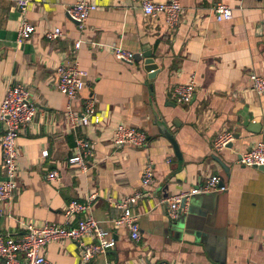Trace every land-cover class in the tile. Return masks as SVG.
Returning <instances> with one entry per match:
<instances>
[{"label": "crops", "instance_id": "obj_1", "mask_svg": "<svg viewBox=\"0 0 264 264\" xmlns=\"http://www.w3.org/2000/svg\"><path fill=\"white\" fill-rule=\"evenodd\" d=\"M77 1L30 0L23 15L17 0H0V105L9 86L22 84L38 107L18 140L19 188L14 206L0 215V232L23 233L20 220L66 225V205L96 193L92 215L116 246L85 263L76 243L53 241L46 247L51 264H264V171L238 163L240 155L264 142V94L252 91L250 80L251 74L264 75V0H180L184 13L176 29L163 15L146 17L139 0H88L98 9L80 28L66 11ZM218 3L233 9L230 20L217 21ZM24 18L36 32L20 44ZM56 28L63 37L46 40L45 32ZM78 41L83 43L76 49ZM112 45L141 57L150 51L156 76L149 78L144 57L134 64L118 61ZM75 60L88 76L74 110L80 112L93 96L107 118L99 127L70 132L68 99L55 88V71ZM193 78L192 103H174L169 91ZM119 124L145 131L148 146L115 147ZM3 130L0 121V134ZM226 131L235 141L218 152L214 141ZM77 138H88L95 148L88 173L68 164ZM2 162L0 148V182ZM149 162L156 182L146 192L142 173ZM53 170L60 172L58 181L47 179ZM215 175L225 192L195 195L177 221L168 218L167 198ZM138 191L143 194L133 210L142 240L136 243L127 228L114 227L123 211L107 198L122 200Z\"/></svg>", "mask_w": 264, "mask_h": 264}, {"label": "built area", "instance_id": "obj_2", "mask_svg": "<svg viewBox=\"0 0 264 264\" xmlns=\"http://www.w3.org/2000/svg\"><path fill=\"white\" fill-rule=\"evenodd\" d=\"M143 14L148 18L164 16L166 23L173 29L181 23L184 8L180 0H169L156 3L152 0H139ZM30 0H17V6L23 15L29 8ZM98 9L96 4L88 0H79L67 8L69 18L78 22L83 28L90 14ZM218 22L230 20L233 9L225 4L218 3L214 8ZM264 23V20H263ZM36 32L34 25L27 19L22 20L18 30V43L22 44L32 39ZM61 28L45 32L44 37L48 41H56L63 37ZM82 41L75 44L76 49L82 45ZM110 51L115 58L126 64L136 62V54L124 49L121 45H112ZM140 55H142L140 53ZM55 88L68 99L66 116L68 131L75 132L80 128L99 127L104 125L107 116L98 110L96 98L88 97L83 103L82 110H74L73 103L87 87V72L83 70L78 61L70 64H61L56 68ZM251 88L257 95L264 94V75L251 74ZM197 83L195 78L188 83L177 85L170 91L171 100L179 105H189L196 94ZM38 114V107L32 101L30 91L22 84L9 86L0 105V121L3 124V132L0 134V148L3 162L1 165L3 180L0 182V215L4 213V207L12 208L15 203L16 193L19 188V145L18 140L23 127L32 124ZM113 144L117 148H139L148 146V135L145 131L124 124L115 127ZM235 141L232 132L220 133L214 141V149L218 152L226 150ZM95 148L88 138H77L73 155L68 159V164L75 167L80 173H88L92 161L95 159ZM48 156V151L43 152V157ZM238 163L245 167L264 168V142H258L254 147L240 155ZM49 181H58L60 172L50 171L47 175ZM154 166L149 162L142 173V186L146 192H150L155 185ZM227 187L222 184L218 175L207 179L204 184L193 188L189 192H183L167 198L164 203L167 207L168 218L177 221L185 212L187 204L195 195L211 192H225ZM141 192L133 193L122 200L114 197L107 198L111 207L121 209L122 215L113 221L114 227H125L129 231L133 242L142 240V231L139 216L133 207L142 197ZM149 194V193H147ZM97 194L92 193L84 202L73 200L64 209L66 225L46 223L43 226L36 225L32 220H20L23 233L12 234L0 232V264H51L47 258L46 247L50 242L69 240L78 245L82 251L81 259L87 263L99 255L106 254L116 246L112 233L101 228L100 223L92 215L93 202ZM264 245V234H263ZM158 264H170L161 262Z\"/></svg>", "mask_w": 264, "mask_h": 264}, {"label": "water", "instance_id": "obj_3", "mask_svg": "<svg viewBox=\"0 0 264 264\" xmlns=\"http://www.w3.org/2000/svg\"><path fill=\"white\" fill-rule=\"evenodd\" d=\"M74 24H76L79 27L78 22L72 20L71 18H69ZM143 57L145 58V70L150 74L149 78H153L154 76H156L157 74V70H158V66L155 64V60L152 56V53L146 52L145 54H143V56L141 57L140 54L136 55V62H141L143 60ZM153 72V73H152ZM152 73V74H151ZM169 140L172 143L174 149H175V153L176 156H180V151H179V147L176 143V141L174 140V138L172 136H169ZM231 146V145H229ZM260 170L264 171V168H259Z\"/></svg>", "mask_w": 264, "mask_h": 264}]
</instances>
